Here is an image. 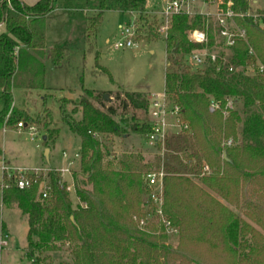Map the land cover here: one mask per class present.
I'll return each mask as SVG.
<instances>
[{"label": "trees", "instance_id": "trees-1", "mask_svg": "<svg viewBox=\"0 0 264 264\" xmlns=\"http://www.w3.org/2000/svg\"><path fill=\"white\" fill-rule=\"evenodd\" d=\"M221 1L222 9L230 1L237 14L264 15L248 0ZM53 2H0V23L5 28L0 35L2 128L32 125L29 114L13 104V90L44 89L45 57L52 66L69 65L67 49L45 44L44 19ZM85 2L88 53L93 52L105 11L134 16L137 30L147 22L146 0ZM234 21L245 31V40L237 39L229 48L218 36L215 18L200 14L173 16L167 37H161L166 50L165 102L169 110L178 109L179 138L191 148L176 151H190L183 153L186 175L164 167L162 212L173 228L179 227L180 244L191 241L218 264H264V76L251 71L257 61L264 65V25L247 16ZM205 27L206 46L189 41L190 32ZM203 49L221 59L227 57L233 71L221 59L201 69L183 62L185 56ZM217 65L222 67L219 71ZM210 99L222 107L231 101L233 109L226 118L220 111L211 113ZM113 100L115 104H106L103 93L82 89L77 102L79 121L63 114L62 101V120L79 138V166L72 171L73 198L59 173L53 172L44 178L28 174L29 187L20 190L10 182L1 192V204L17 208L26 219L23 253L31 264H53L58 253H66L70 264H190L179 250L158 246L156 237L138 227L147 216L145 176L160 170L161 158L151 164L138 153H122L115 159L101 141L129 133L148 137L151 123L136 115L148 111L147 98L143 93L118 90ZM129 110L130 123L122 118ZM57 135V130L46 132L43 144L47 146ZM228 139L232 144L223 146ZM154 144L159 148V141ZM204 166L208 172H203ZM44 181L50 186L46 198L40 192ZM241 209L255 226L236 213Z\"/></svg>", "mask_w": 264, "mask_h": 264}, {"label": "rangeland", "instance_id": "rangeland-1", "mask_svg": "<svg viewBox=\"0 0 264 264\" xmlns=\"http://www.w3.org/2000/svg\"><path fill=\"white\" fill-rule=\"evenodd\" d=\"M85 1L54 0L52 11L44 19L46 47L67 49L70 52L69 65L55 67L52 66L49 58L45 57L44 89L13 90V104L29 114L33 121L30 126L34 130L32 132L28 129L13 131L0 126V168L42 174V178L50 172L59 173L61 182L72 186L70 187L72 198V171L78 170L79 166V138L62 120L60 109L62 101H64L63 114L69 115L76 121L81 118L77 102L82 89L103 93V97L108 95L106 104H115L113 97L118 90L143 93L150 104L151 95L159 97L164 95L166 70L165 44L156 33V29L161 23L160 14L170 0H146L147 22L141 25L139 30H134L136 48H115V44L122 40L121 32L130 25L131 17L134 16L114 10L105 11L92 53L87 52L84 40ZM252 1L249 0V3L253 8L264 11V0H254L255 4ZM209 8L212 7L198 3L195 10L206 12ZM149 24L153 31L147 29ZM4 32V26L0 25V34ZM183 62L189 65L187 56L183 58ZM3 107L4 104L0 101V111ZM149 107L146 113L141 114L138 111L136 113L145 123L151 121ZM164 108L169 111V105L166 102ZM130 113L129 110L128 114L122 117L129 123ZM9 114L10 111L5 118ZM227 116L228 114L223 115L224 118ZM165 120L167 123L165 140L159 141V148L155 144H150L148 137L132 133L119 138L102 137L101 141L108 146L115 159L120 158L122 153H138L144 162L153 164L155 158L160 157L162 160L160 169L164 171V167L167 166V169L186 175L187 171L183 167L185 165L183 153L186 155L190 151H176L183 147L191 148L188 143H184L183 138H179L176 118L167 112ZM52 130H57L58 135L53 140H48L45 146L42 137ZM180 141L183 143L178 146ZM45 151H47L46 155ZM63 154L66 156L63 157ZM175 157L178 160H175ZM72 201L75 206V198ZM243 212V209L236 211L240 217L247 220ZM250 224L255 226L251 222ZM2 225L6 227L8 233L2 231ZM138 227L156 237L158 246H163L170 251L179 250L185 257V262L218 264L215 258L207 257L204 254L205 251L191 241L185 245L182 242L180 244L179 227L175 234L169 233L159 225L156 218L148 220L144 227L138 223ZM261 234L264 237V233L261 232ZM26 235L25 217L17 208L3 206L0 192V264H31L23 253ZM56 255L58 256L52 258L53 264H70L66 253Z\"/></svg>", "mask_w": 264, "mask_h": 264}, {"label": "built area", "instance_id": "built-area-1", "mask_svg": "<svg viewBox=\"0 0 264 264\" xmlns=\"http://www.w3.org/2000/svg\"><path fill=\"white\" fill-rule=\"evenodd\" d=\"M249 1V0H248ZM9 4V0H6ZM198 3H202L207 7H213L214 10L211 12H201L196 11L195 7ZM222 4L221 0H170L169 3L165 6L163 11L160 14L161 23L156 29V33L162 37L166 38L168 30L171 25V19L175 15L185 14V15H194L200 14L208 17H213L216 20L218 25V36L222 39L223 45L226 48L232 47L237 39L245 40V31L239 28L234 19L237 17H252L254 21L259 20L260 25H264V15H257L248 11L245 15L237 14L232 11V3L230 1L225 3V9H222L220 5ZM135 27L133 22L127 26L123 32H121L122 40L118 41L115 44V48H136L137 43L134 41ZM188 39L190 42L198 45H207V27L203 30H194L189 33ZM250 53H252L250 51ZM189 66L193 68H203L209 64H214L217 60L221 59L216 53H209L205 49L192 52L189 56ZM222 65H228L229 72L233 71V66L230 65L229 59L224 57L221 59ZM221 65H217L216 70L219 71L221 69ZM264 76V65L260 62H256L255 65L251 68V71ZM250 71V70H249ZM152 99L150 101V111L149 115L151 118L152 125V133L148 136V140L150 144H154L156 141H162L166 135V127L167 123L165 120L167 112L173 115L178 121V109L176 107L167 111L164 108L165 103V94L161 97L157 95H151ZM233 109V104L231 101H228L223 107L219 101L210 99L208 110L213 113L215 111H220L223 115L227 114L228 110ZM17 129H28L29 131H33L32 126H26L25 124L18 123ZM179 127V122H178ZM232 144L231 139L226 140L223 143V146H230ZM66 155L63 154V157ZM1 177H0V192L5 189H8L10 186V182H13L17 189H25L30 185V178L28 177L27 172L23 171H11L7 170L5 167L0 168ZM209 169L207 166L203 167V172H208ZM166 173L163 169L159 171H153L145 176V185H146V195L143 200V204L147 211V216L145 220H141L139 222L140 226H146L147 221L151 218H156L159 221L165 231L175 234L177 230L173 228L169 221H167L162 212L163 206V178ZM72 186L67 185L66 191L71 192ZM50 191L49 184L44 181L41 184V196L42 198H46Z\"/></svg>", "mask_w": 264, "mask_h": 264}, {"label": "crops", "instance_id": "crops-1", "mask_svg": "<svg viewBox=\"0 0 264 264\" xmlns=\"http://www.w3.org/2000/svg\"><path fill=\"white\" fill-rule=\"evenodd\" d=\"M20 2H22V3H24V4H26V5H33V4H35L37 1H39V0H19ZM29 1H31V2H29ZM28 3H30V4H28ZM252 3L253 4H255L256 3V1H252ZM214 10V8L212 7L211 9L209 8V10H207V12H211V11H213ZM131 18H133L134 19V17H131ZM0 25L1 26H4V24L3 23H0ZM2 34V33H1ZM0 34V35H1ZM9 130H11V129H9ZM13 131H19V129H12ZM3 232H5V233H8L7 232V229H6V227L5 226H3ZM10 240H12V238H10Z\"/></svg>", "mask_w": 264, "mask_h": 264}, {"label": "water", "instance_id": "water-1", "mask_svg": "<svg viewBox=\"0 0 264 264\" xmlns=\"http://www.w3.org/2000/svg\"><path fill=\"white\" fill-rule=\"evenodd\" d=\"M133 18H131L130 22L132 23L133 22ZM104 100H107L108 99V95H104L103 97ZM42 140H45V137H42ZM47 154V151H45V155Z\"/></svg>", "mask_w": 264, "mask_h": 264}]
</instances>
